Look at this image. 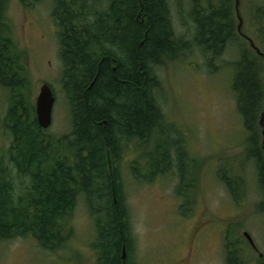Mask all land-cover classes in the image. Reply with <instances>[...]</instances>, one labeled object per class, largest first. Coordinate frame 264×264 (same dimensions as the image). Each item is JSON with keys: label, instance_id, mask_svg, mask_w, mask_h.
I'll list each match as a JSON object with an SVG mask.
<instances>
[{"label": "trees", "instance_id": "obj_1", "mask_svg": "<svg viewBox=\"0 0 264 264\" xmlns=\"http://www.w3.org/2000/svg\"><path fill=\"white\" fill-rule=\"evenodd\" d=\"M6 1L0 0V87L12 94L4 127L13 140L11 168L0 161V241L23 237L36 239L46 251L61 250L73 236L70 222L84 195L94 218L99 264H131L132 227L117 163L127 157L134 136L139 147L155 139V146L144 151L143 168L136 161L135 177L152 182L159 175L175 174L180 180L177 193L184 198L181 208L186 209L185 199L196 180L193 166L186 168L185 163L195 159L187 155L185 140L173 138L172 126L166 128L155 71L196 44L211 67H219L216 60L240 38L234 0H188L197 28L192 40L177 36L169 0H52L61 82L72 116V130L62 138L48 137L38 123L24 51L17 53L8 25H3ZM21 1L30 6L43 0ZM239 50L232 88L257 169L259 209L264 212V151L258 145L264 75L258 56H250L252 48L241 45ZM165 137L173 141L172 147L161 142ZM12 171L31 181L18 195ZM241 179L222 176L235 200L246 187ZM228 239L226 263L250 264L239 242Z\"/></svg>", "mask_w": 264, "mask_h": 264}, {"label": "rangeland", "instance_id": "obj_2", "mask_svg": "<svg viewBox=\"0 0 264 264\" xmlns=\"http://www.w3.org/2000/svg\"><path fill=\"white\" fill-rule=\"evenodd\" d=\"M169 1L177 36L192 40L197 30L190 17L192 3ZM4 5L3 25H8L6 29L10 30L17 53L24 51L21 56L32 82L35 106L44 83L50 84L56 97L53 123L45 132L48 137L62 138L72 130V116L61 82L63 64L54 4L52 0H43L25 6L21 0H7ZM233 11L240 38L231 42L216 60L219 67H211L212 62L196 44L155 71L161 82L156 95L163 121L169 125L166 128L172 126L173 138L185 140L187 155L195 159L185 163L186 168L193 166L191 173L196 180L185 199L187 210L181 208L184 198L177 193L180 180L175 174L159 175L152 182L135 177L136 161L143 168L144 151L152 144L155 146V139L145 147L134 142L127 157L117 163L132 227L131 264H227L229 237L239 242L250 264H264V212L259 209L262 193L232 88L233 63L240 57L241 45L243 49L252 48L250 56H258L264 75V0H234ZM251 41L260 52L251 46ZM9 92L0 87V161L6 168H11L8 161L13 140L4 127L12 95ZM259 123L258 145L264 151V109ZM161 142L172 147L173 141L167 137ZM14 173L11 182L18 195L31 181ZM224 175L241 181L244 178L246 187L239 192L238 200L222 181ZM70 224L73 236L58 251L44 250L36 239L17 237L0 241V264H99L93 246L94 218L84 195L80 196ZM245 232L251 234L257 250L250 245Z\"/></svg>", "mask_w": 264, "mask_h": 264}, {"label": "water", "instance_id": "obj_3", "mask_svg": "<svg viewBox=\"0 0 264 264\" xmlns=\"http://www.w3.org/2000/svg\"><path fill=\"white\" fill-rule=\"evenodd\" d=\"M241 24L239 25V29ZM251 46L255 48L258 52L259 49L254 45L253 41L250 42ZM56 98L54 92L49 83H44L40 87V92L36 99V113L38 116V120L41 126L48 128L50 127L53 121V109L55 106ZM0 223H1V215H0ZM245 237L248 239L249 243L257 248L256 243L249 232L244 233ZM123 258H126V250L123 249Z\"/></svg>", "mask_w": 264, "mask_h": 264}, {"label": "flooded vegetation", "instance_id": "obj_4", "mask_svg": "<svg viewBox=\"0 0 264 264\" xmlns=\"http://www.w3.org/2000/svg\"><path fill=\"white\" fill-rule=\"evenodd\" d=\"M36 107V106H35ZM35 111H36V108H35ZM133 139V142L131 144H133L134 142H137L139 143V139H137L135 136L132 138ZM252 246V245H251ZM253 247V246H252ZM254 248V247H253ZM256 249V248H254ZM257 250V249H256Z\"/></svg>", "mask_w": 264, "mask_h": 264}, {"label": "bare ground", "instance_id": "obj_5", "mask_svg": "<svg viewBox=\"0 0 264 264\" xmlns=\"http://www.w3.org/2000/svg\"><path fill=\"white\" fill-rule=\"evenodd\" d=\"M55 98H56V97H55ZM36 114H37V113H36ZM37 119H38V116H37ZM38 123H39V125L41 126L39 120H38ZM52 123H53V121H52ZM52 123H51V125H52ZM51 125H50V126H51ZM41 127L44 128V129H48V128H49V127H48V128H45V127H43V126H41Z\"/></svg>", "mask_w": 264, "mask_h": 264}]
</instances>
